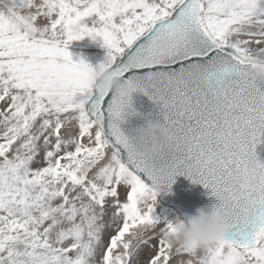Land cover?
Segmentation results:
<instances>
[{
  "label": "rangeland",
  "instance_id": "rangeland-1",
  "mask_svg": "<svg viewBox=\"0 0 264 264\" xmlns=\"http://www.w3.org/2000/svg\"><path fill=\"white\" fill-rule=\"evenodd\" d=\"M184 1L0 0V264H264V232L243 249L193 230L89 113L103 72ZM195 2L213 44L264 67V0Z\"/></svg>",
  "mask_w": 264,
  "mask_h": 264
},
{
  "label": "water",
  "instance_id": "water-1",
  "mask_svg": "<svg viewBox=\"0 0 264 264\" xmlns=\"http://www.w3.org/2000/svg\"><path fill=\"white\" fill-rule=\"evenodd\" d=\"M187 0L88 101L129 172L196 232L249 248L264 226V67L213 44Z\"/></svg>",
  "mask_w": 264,
  "mask_h": 264
},
{
  "label": "bare ground",
  "instance_id": "bare-ground-1",
  "mask_svg": "<svg viewBox=\"0 0 264 264\" xmlns=\"http://www.w3.org/2000/svg\"><path fill=\"white\" fill-rule=\"evenodd\" d=\"M185 2V1H184ZM183 3V2H182ZM197 3V2H196ZM9 4V3H8ZM45 5V4H44ZM197 5H199L198 3H197ZM42 6V5H41ZM251 7V6H250ZM45 8V7H44ZM38 9H39V7H38ZM179 9V8H178ZM200 10V9H199ZM172 13V12H171ZM174 13V12H173ZM198 14H199V11L197 12ZM27 14V13H26ZM171 15V14H170ZM27 16V15H26ZM173 16H175V13H174V15ZM28 17V16H27ZM25 18V17H24ZM169 18H170V16H169ZM172 18V17H171ZM34 20V19H33ZM163 20V19H162ZM170 20V19H169ZM25 21V20H24ZM35 21V20H34ZM166 21V20H165ZM19 22V21H18ZM21 22H22V20H21ZM26 22H28L27 21V19H26ZM23 24V23H22ZM27 27H29V26H27ZM153 28V27H152ZM202 29V28H201ZM125 36H127V34H124ZM207 37V36H206ZM210 41V40H209ZM263 54V53H262ZM263 56V55H262ZM120 58V57H119ZM118 57H116L115 58V63H119V61H120V59H119ZM98 80V79H97ZM94 85V84H93ZM96 92V91H95ZM92 116V115H91ZM2 121V120H1ZM97 124V123H96ZM2 127V126H1ZM3 128H4V126H3ZM2 132H3V129H2ZM1 133V132H0ZM90 138V137H89ZM53 170V169H52ZM63 173V172H62ZM14 183L15 184H18V183H16L15 181H14ZM38 192V191H37ZM138 210L139 209H137V212H138ZM153 216V215H152ZM8 217V216H7ZM148 218L149 217H147L145 220L146 221H149L148 220ZM150 219L152 220V218H151V216H150ZM136 221H137V219H136ZM135 222V221H134ZM150 222V221H149ZM151 224V223H150ZM264 232V228H261L258 232H256L255 233V241H259L260 239H261V236H262V233ZM130 235V238L128 239V240H130V241H132L133 239V235L130 233L129 234ZM150 241H148V245H150V243H149ZM256 243V242H255ZM153 257V256H152ZM152 259V258H151ZM179 259V258H178ZM127 260V259H126ZM180 260H182L181 258H180ZM179 262H181V261H179ZM177 263V262H176ZM190 264H191V261H190Z\"/></svg>",
  "mask_w": 264,
  "mask_h": 264
}]
</instances>
